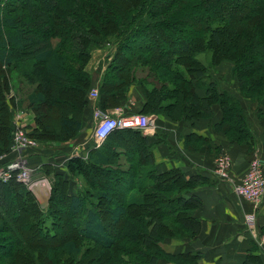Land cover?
Returning a JSON list of instances; mask_svg holds the SVG:
<instances>
[{
	"label": "trees",
	"instance_id": "1",
	"mask_svg": "<svg viewBox=\"0 0 264 264\" xmlns=\"http://www.w3.org/2000/svg\"><path fill=\"white\" fill-rule=\"evenodd\" d=\"M99 49L109 50L98 87L102 110L124 101L133 85L145 96L138 113L196 121L217 105L222 116L214 127L252 149L240 98L220 88L211 70L231 64L239 94L259 105L264 124V0H0V154L11 143V106L33 114L28 135L39 144L83 131L87 66ZM141 130L115 128L86 156L70 157L66 167L79 180L53 172L46 207L15 178L0 180V264H201L199 252L161 246L198 236L201 181L178 168L160 171L155 142ZM126 135L141 140L130 147L140 158L127 170L108 146L109 137ZM188 137L205 149L204 137ZM27 158L38 175L51 171ZM107 177L122 189L102 185ZM242 264L264 261L248 252Z\"/></svg>",
	"mask_w": 264,
	"mask_h": 264
},
{
	"label": "crops",
	"instance_id": "2",
	"mask_svg": "<svg viewBox=\"0 0 264 264\" xmlns=\"http://www.w3.org/2000/svg\"><path fill=\"white\" fill-rule=\"evenodd\" d=\"M225 66L227 65L222 64L215 70H211V76L218 80L220 88L225 89L230 86L231 91L240 98L249 126L254 134V142L250 151L245 145L231 142L214 127V124L219 122L222 116L221 109L217 105H213V114L210 118H199L196 121L178 122L170 117L154 114L151 115L155 122L152 131L141 130L142 136H151L150 141L155 142L152 148L153 161L160 171L178 168L186 176L196 177L201 181L195 189L202 199L200 207L195 211L196 217L201 222L198 236L195 239L187 240L167 239L161 243L162 248L170 253L199 252L202 255L201 264H242V260L248 252L260 254L264 261V195L259 205L255 206L241 198L233 190V185L240 182L242 175L247 170L250 158L257 156L263 162L264 171V124L257 114L259 105L239 94L237 81L230 76L231 66H227V69ZM220 68L224 71L223 73H219ZM104 69L105 62L100 69L96 66V70L91 76V88L98 89ZM142 91L141 86L133 85L124 101L105 111L115 115L114 108L119 107L124 114L138 113L145 100ZM89 100V104L83 109L84 127L81 133L67 141L40 142L36 148L27 151V155L33 162L47 165L51 169L47 173L48 177L51 178V174L57 171L67 174L76 185V181L79 179L69 174L66 167L67 161L72 156H86L94 146H99H96L93 139V114L94 108L98 106L97 99H91L89 96ZM33 123V114L30 112L25 127L30 129ZM191 133L200 135L207 140L204 150L200 149L196 139L188 137ZM113 137H109L108 146L111 151L116 153L115 159L120 166L127 170L131 162L136 164L140 158L139 153L133 152L130 147L141 144V140L138 143L131 135L120 138ZM143 143L147 146L149 144L144 141ZM190 146H194L195 149H191ZM227 155L231 162V179L223 181L214 173V162L216 158ZM143 160L145 158L141 159V162H144ZM148 166L145 164L143 169ZM247 213L256 215L257 229L253 233H249L245 226L244 216ZM159 264L173 263L168 260H160Z\"/></svg>",
	"mask_w": 264,
	"mask_h": 264
},
{
	"label": "built area",
	"instance_id": "3",
	"mask_svg": "<svg viewBox=\"0 0 264 264\" xmlns=\"http://www.w3.org/2000/svg\"><path fill=\"white\" fill-rule=\"evenodd\" d=\"M91 99L98 98V89L91 88L89 91ZM114 114L102 110L99 106L94 108L93 139L96 146L100 145L115 128H138L145 131L154 128L152 116L144 113L124 114L119 107L114 108ZM12 119V135L8 152L0 154V180L8 181L15 178L18 182L25 184L36 197L39 194L50 195L52 183L48 176L38 175L37 169L30 166L27 150L38 146V142L28 135L25 127L30 112L20 109L14 110ZM215 172L226 179L228 176L229 160L221 157L216 160ZM233 190L241 197L258 206L264 195V171L263 162L258 158L250 161L249 167L243 174L240 182L233 185ZM247 228L253 233L256 230L257 219L254 213L245 214Z\"/></svg>",
	"mask_w": 264,
	"mask_h": 264
},
{
	"label": "rangeland",
	"instance_id": "4",
	"mask_svg": "<svg viewBox=\"0 0 264 264\" xmlns=\"http://www.w3.org/2000/svg\"><path fill=\"white\" fill-rule=\"evenodd\" d=\"M107 54H109V50L108 49H99V50H97L96 52H95V56L93 57V59H92V61H91V63H90V66H89V69L91 70V72L92 73H94L95 72V70H96V66H98L99 67V69L101 68V66L103 65V62H105V57H106V55ZM200 60H202V62L203 63H206V64H208V62H207V60H206V54L205 53H201V54H198V56H197ZM225 65H227L228 67H230L231 66V64H229V63H224ZM222 65V64H221ZM230 65V66H229ZM218 66H220V65H218ZM218 66H216V67H218ZM227 66H225V68L227 69ZM215 67V68H216ZM213 70H215V69H213ZM224 71L220 68V70H219V73H223ZM214 73V72H213ZM220 79V78H219ZM228 79H231V78H228ZM221 80H223V79H221ZM227 88L229 89V90H231L230 89V86H227ZM10 95H13V90L12 91H10V94H9V96ZM11 109H12V111H14V109H17V107H13V106H11ZM20 109V108H19ZM23 111H27V110H23ZM146 115H148V114H146ZM149 116H151V115H149ZM29 127V126H28ZM28 129V131H29V128H27ZM36 141V140H35ZM221 157H225V158H228V160H229V162H230V158L228 157V155L227 156H221ZM221 157H218V158H216V160L217 159H219V158H221ZM256 158H258L257 156L256 157H252V158H250V160L248 161L249 162V164H250V161L252 160V159H256ZM216 160H215V166H214V173H215V175L217 176V177H219L221 180H223V181H228L229 179H231V177H230V168H231V162H230V164H229V167H228V171H227V173H228V176L230 177V178H228V179H226V178H224V177H221V176H219L216 172H215V167H216ZM248 167H249V165H248ZM248 169V168H247ZM246 172V171H245ZM45 171H44V175H45ZM46 176H47V173H46ZM242 177H243V175H242ZM49 179H50V177H49ZM51 181V180H50ZM100 182H101V184L102 185H106V186H112V187H116V188H120V189H122V187H123V184L122 183H116V182H112V180L110 179V178H103V179H101V180H99ZM34 194V193H33ZM36 196V195H35ZM39 197H37L38 199H39V202H41V200L42 201H44V200H48L47 201V204L45 203V205H43V207H46L47 205H48V202H49V197L47 198V196H46V194H39L38 195ZM47 198V199H46ZM245 217V216H244ZM255 217H256V215H255ZM244 222H245V219H244ZM245 226H246V223H245ZM246 229L249 231V233L251 232L248 228H247V226H246ZM256 229H257V226H256ZM256 231V230H255ZM63 235H65V233H70V231L68 230V228L67 227H65V228H63ZM252 233V232H251ZM68 236V235H67ZM66 237V236H65ZM67 238V237H66Z\"/></svg>",
	"mask_w": 264,
	"mask_h": 264
},
{
	"label": "water",
	"instance_id": "5",
	"mask_svg": "<svg viewBox=\"0 0 264 264\" xmlns=\"http://www.w3.org/2000/svg\"><path fill=\"white\" fill-rule=\"evenodd\" d=\"M46 196H47V198L49 197L47 194H46ZM47 198H46V199H47ZM47 201H48V200H44V201L41 200V202H40V206L43 208V205H45V203L47 204Z\"/></svg>",
	"mask_w": 264,
	"mask_h": 264
},
{
	"label": "bare ground",
	"instance_id": "6",
	"mask_svg": "<svg viewBox=\"0 0 264 264\" xmlns=\"http://www.w3.org/2000/svg\"><path fill=\"white\" fill-rule=\"evenodd\" d=\"M150 131H152V130H149L148 132H150Z\"/></svg>",
	"mask_w": 264,
	"mask_h": 264
}]
</instances>
